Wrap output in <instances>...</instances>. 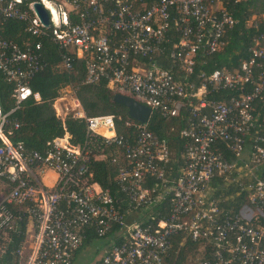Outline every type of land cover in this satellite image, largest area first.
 <instances>
[{"label":"built area","instance_id":"1","mask_svg":"<svg viewBox=\"0 0 264 264\" xmlns=\"http://www.w3.org/2000/svg\"><path fill=\"white\" fill-rule=\"evenodd\" d=\"M148 1L0 0V27L18 22L28 37L20 43L0 37V88L8 103L3 111L0 102V256L24 220V239L9 252L17 264H71L87 231L109 237L96 264H164L176 236L177 249L187 239L199 242L204 257L209 247L208 258L195 264H264V33L236 68L206 73L205 59L236 24L226 6L239 0ZM171 30L178 38L166 49ZM42 38L56 47L62 69L82 62L81 85L104 81L165 119L186 111L178 133L187 141L181 164L145 125L134 126L129 142L116 133L111 115L86 117L71 85L52 108L62 125L67 117L84 122V143L71 144L64 128L42 152L13 143L17 124L9 117L29 99L39 102L28 82L45 66ZM108 148L122 157L118 199L88 171L92 153L117 162ZM46 172L54 174L50 186L41 180ZM168 199L166 215L152 214ZM234 201L238 208L229 216L220 204ZM130 215L135 219L127 222Z\"/></svg>","mask_w":264,"mask_h":264},{"label":"trees","instance_id":"2","mask_svg":"<svg viewBox=\"0 0 264 264\" xmlns=\"http://www.w3.org/2000/svg\"><path fill=\"white\" fill-rule=\"evenodd\" d=\"M33 1L35 0H25L26 3ZM148 2L147 0V4H150ZM226 9L236 21V24L225 32L222 38L223 46L220 50L205 59L206 65L201 68L206 73L211 72L213 69L230 70L236 68L241 60L246 59L247 50L252 45V39L264 33V17L255 18L251 21L252 23H248L251 15L260 16L264 14V0H239L236 3H229ZM74 22L76 21L71 19L70 24ZM253 22L257 24V28H252ZM21 28L22 24L18 22H8L6 26L0 27V37L20 43L21 40L28 39L27 36L21 33ZM168 35L173 42L171 41L166 46V49H170L172 43L177 41L178 32L171 30ZM29 39L35 41L32 38ZM40 43L45 66L41 71L34 74L28 82L31 92L38 94L39 102L34 103L29 99L21 104V107L9 117L10 122H16L17 124V128L11 130L10 140L13 143H21L26 151L42 152L47 142L62 136L64 128L65 132L70 136L71 144H83L86 138L84 122L67 117L62 125L52 108L53 101L58 97L62 87L71 85L76 87L74 95L86 117L111 115L114 119L116 133L122 136L124 140L130 142L136 132L134 126L137 123L128 118L124 107L112 101V96L115 92L106 86V82L101 81L94 85H81L80 82L83 75L82 62L74 61L72 69L66 71L60 67L58 51L48 38L40 39ZM0 102L3 111H6L8 103L3 85L0 88ZM56 112L59 115L57 108ZM187 116V112L182 111L178 118L165 119L161 118L156 112L151 111L144 126L146 131L153 134L158 140L165 142L173 157L172 160L178 166L181 164L180 156L184 144L187 142L179 137L178 133L180 129L185 127ZM109 151L110 154L117 158L115 164H111L110 158L105 154L92 153L88 162V171L91 174L92 182L96 183L102 190L108 191L113 198L118 199L121 194L117 190L115 176L118 169L122 166V157L120 150H116V148ZM239 200H242L241 196ZM234 202L220 204V207L224 210L230 209V213L226 212L231 216L238 208V204L236 201ZM168 204L169 199L162 204L161 209H152V214L159 212L161 216L166 215L169 211ZM25 223L26 221L22 220L19 224V233L10 235L8 250L4 255L0 256V264H17L14 256L9 252L17 249L23 241ZM147 223L151 224L152 221L147 220L145 224ZM114 229L115 227H112L111 233ZM109 235L111 236L110 232L106 234V236ZM179 238V236H176L172 239V247L164 257V264H195L197 259L208 258L209 247L204 245L205 251L204 257H202L198 249L203 244L199 242H191L187 239L184 246L177 249ZM94 239L98 238L91 231H87L81 247L89 244Z\"/></svg>","mask_w":264,"mask_h":264},{"label":"water","instance_id":"3","mask_svg":"<svg viewBox=\"0 0 264 264\" xmlns=\"http://www.w3.org/2000/svg\"><path fill=\"white\" fill-rule=\"evenodd\" d=\"M37 18L44 25L47 26V15L38 3H34L32 6ZM112 101L121 105L126 109V114L129 119L136 122L138 125H146L150 111L148 108L136 102L134 99L128 96H124L118 93H114Z\"/></svg>","mask_w":264,"mask_h":264},{"label":"crops","instance_id":"4","mask_svg":"<svg viewBox=\"0 0 264 264\" xmlns=\"http://www.w3.org/2000/svg\"><path fill=\"white\" fill-rule=\"evenodd\" d=\"M42 182L46 185V186H50L54 180V174L51 172H46L43 176H42ZM135 219V215H130L129 217H127V222L134 220ZM108 238L105 239H94L93 241H91L89 244L92 246L93 249V258L90 261L89 264H96L97 261L99 260V258L101 257L104 247L105 245L108 243ZM86 246V245H85ZM83 246V247H85ZM83 247H81L79 250L76 251V253L74 254V257L72 258L71 264H75V261H78L80 258V254L79 251H83ZM82 249V250H81ZM77 255H79L77 257Z\"/></svg>","mask_w":264,"mask_h":264},{"label":"rangeland","instance_id":"5","mask_svg":"<svg viewBox=\"0 0 264 264\" xmlns=\"http://www.w3.org/2000/svg\"><path fill=\"white\" fill-rule=\"evenodd\" d=\"M261 17H264V14L263 15H260V16H256V15H251V17L249 18L248 20V23H251L252 20H254L255 18L256 19H259ZM58 110V109H57ZM59 111V110H58ZM60 115V114H59ZM83 251H79V254H80V258L78 261H75V264H89L90 261L92 260V258L94 257L93 256V249H92V246L90 245H86L85 247L82 248ZM81 249V250H82ZM79 255H77L78 257Z\"/></svg>","mask_w":264,"mask_h":264},{"label":"bare ground","instance_id":"6","mask_svg":"<svg viewBox=\"0 0 264 264\" xmlns=\"http://www.w3.org/2000/svg\"><path fill=\"white\" fill-rule=\"evenodd\" d=\"M53 19H56L55 15H53ZM101 133H103L106 136H108L110 134L109 132H106L104 130H101Z\"/></svg>","mask_w":264,"mask_h":264}]
</instances>
